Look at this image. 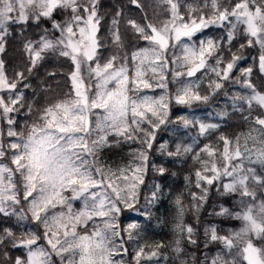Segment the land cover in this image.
Listing matches in <instances>:
<instances>
[{
	"label": "snow or ice",
	"instance_id": "obj_1",
	"mask_svg": "<svg viewBox=\"0 0 264 264\" xmlns=\"http://www.w3.org/2000/svg\"><path fill=\"white\" fill-rule=\"evenodd\" d=\"M129 4L141 19H125L122 32L124 13L117 9L107 28L109 44L100 35L104 16L99 0H0V53L12 25H20L22 32L29 24L40 27L38 38L23 41L25 67L9 75L0 59V217H14L13 227L24 228L19 234L13 227L0 228V248L5 249L0 264H127L126 245L140 225L121 228L119 215L125 209L150 215L137 204L157 132L178 123L207 137L220 125L187 115L172 121L171 107L207 104L221 93L249 126L247 133L219 135L222 148L200 147L193 137L190 144L177 143L175 151L168 150L167 142L156 150L198 165L185 178L197 190L189 192L196 212L213 189L220 197L235 198L233 208L221 204L212 214L240 227L223 235L214 224L205 227L203 248L220 247L213 256L202 252L199 260L193 253L192 264H264V91L251 79L254 66L264 74V0H155L164 14L157 22L149 18L143 0ZM45 24L50 27H41ZM212 27L225 35L198 36ZM129 33L143 46L128 52ZM238 35L244 43L233 52ZM104 48L111 54L105 56ZM245 48H258V55L252 57L254 65L239 68ZM49 56L72 65L69 90L62 96H49L53 89L48 84L37 93L28 82ZM228 83L240 90L229 95ZM156 89L162 90L159 96L145 91ZM113 143L139 145L128 166L111 170L103 162L102 150ZM152 167L160 175L166 171ZM154 188L146 205L159 199V185ZM175 205V261L188 264L185 245H201L194 227L185 223L188 208L182 195ZM8 245L23 249V256L12 259ZM158 255L138 245L132 261L142 264Z\"/></svg>",
	"mask_w": 264,
	"mask_h": 264
},
{
	"label": "trees",
	"instance_id": "obj_2",
	"mask_svg": "<svg viewBox=\"0 0 264 264\" xmlns=\"http://www.w3.org/2000/svg\"><path fill=\"white\" fill-rule=\"evenodd\" d=\"M146 5V11L149 14V18L157 22L164 18L162 10L155 4V0H143ZM117 9H122L124 18L121 21V30L124 32V20L131 17L137 20L141 19L139 11L129 4V0H99V10L104 16L101 28V39L105 43H109L107 40V28L111 21L112 16L115 14ZM155 13V15H154ZM58 19L60 17H57ZM41 27H50L49 24L42 25ZM10 35L7 37V43L5 45V52L0 53V59L5 61L6 71L9 75L16 69L23 68L26 65L24 53L22 51L23 41L25 39H36L40 35V27L33 24H29L23 32L21 31L20 25H12L10 27ZM208 36L212 38H219L225 35V32L219 28H209L205 31ZM125 43L128 45L127 51L131 52L137 46H143L142 41H137L130 33L125 37ZM241 43H244L242 36H237V39L232 43V51L237 52ZM102 53L107 56L111 54L110 48H104L101 50ZM258 48H245L242 50L243 55L246 59L239 62V68L248 67L254 65L252 57L258 55ZM239 68L234 71V75H239ZM72 70L70 61L64 58H56L49 56L42 65L35 70L34 74L29 77L28 82L33 86V89L40 92L41 88L45 84L51 85L52 92L48 93L49 96H62L63 92L69 90L67 73ZM55 72L56 75L49 77L47 73ZM169 79L171 77L169 76ZM252 82L256 88L260 91H264V74L258 71V68L254 66L253 75L251 77ZM174 85H170V89L174 91ZM238 85L231 83L226 84V89L231 95L235 91H239ZM31 89L26 90L27 94L31 95ZM227 111L228 116H221L219 113ZM259 110H257L258 114ZM182 115H187L190 119H199L205 123H216L220 127L218 130L210 133L207 137H198V128H182L178 123H170L166 126H162V129L157 132V139L154 144L152 151L149 153V167L144 176L145 183L139 188V203L138 208L142 210L147 207L150 212L149 216L143 218V222L137 230L138 242L140 245L145 246V251L151 252L156 250L159 252H168L170 255L166 260L165 264H176L175 253L171 251V247L174 244L176 233V212L177 208L175 200L177 196L182 195V200L188 210L185 213V223L190 224L196 230V238L200 247L197 248L193 245H185L186 256L188 264H192L191 255L195 253L197 259H202L201 253L207 252L209 256L215 255L220 245L210 244L208 249L203 248V242L205 237L203 235L205 227L210 225H216L220 234H227L229 229H238L240 227L239 222L228 220L223 217L215 216L212 213L219 210V205L223 204L225 207L233 208L235 205V198L220 197L216 193L215 189L210 191L208 200L200 208L199 212H196L192 208V201L189 196V192L197 191L194 187L190 186L188 181L185 179L191 176L194 165L190 158L186 157H169L166 154L159 153L156 149L161 143L167 142L168 150L175 151L177 143L190 144L192 138L197 137L200 142V147L204 144L211 143L213 147H221L222 143L218 140L219 135L223 134L230 138H235L241 132L249 129L247 123H245L238 113H233L229 105V102L223 93L209 100L207 104H194L191 108L172 106L170 111L169 119L177 121V118ZM25 117L20 115L17 120L18 124H22ZM178 129V130H177ZM186 134L185 139L183 135ZM102 160L105 163H112L118 165L122 163L126 157V154L121 148L116 146H109L101 152ZM152 165L157 167L165 168V173L160 175L156 172ZM154 185H159L158 196L159 199L152 205H146L145 197H150L152 191H156ZM138 213L131 210L125 209L119 215V225L124 227L126 218L131 215ZM16 222L13 218L11 220L0 217V228L13 227ZM13 231L19 232L24 231L21 227H13ZM156 245H163L157 248ZM129 249V255L127 256L128 264H134L132 261V251L130 245H126ZM5 250L0 248V252ZM9 256L15 259L17 256H23L21 249L11 248L7 246ZM131 255V256H130Z\"/></svg>",
	"mask_w": 264,
	"mask_h": 264
},
{
	"label": "rangeland",
	"instance_id": "obj_3",
	"mask_svg": "<svg viewBox=\"0 0 264 264\" xmlns=\"http://www.w3.org/2000/svg\"><path fill=\"white\" fill-rule=\"evenodd\" d=\"M206 30H207V29H206ZM206 30H204V32H203L202 34H198V36L210 37V36H208L207 33H205ZM211 38H212V37H211ZM210 62H211V61H210ZM70 64H71V63H70ZM199 75H200V74L198 73L197 76H199ZM204 83L206 84L207 81L205 80ZM238 89H239V88H238ZM239 90H240V89H239ZM145 91H146V93H147L148 95L159 96V95L161 94V91H162V90H160V89H156L155 91H152V90H145ZM201 91H202V94H203V92H204L203 87H202ZM248 131H249V129H247L246 131L241 132V133H247ZM241 133H239V134H241ZM253 135H255V133H253ZM185 136H186V134L183 135L184 139H185ZM110 140H115V138H114V137H110ZM241 142L243 143V139H242ZM111 146H116V147L121 148L122 151L126 154V157H125L124 161H123L122 163L118 164V165H114V164H112V163H105V162L103 161V162H104V163H105V164H106L111 170H116V169H118V168H120V167H126V166H128L129 163H130L131 161H133V159H134L133 154H132L133 151H134L136 148L139 147V145H137V144H128V143H120V144H115V143H113ZM249 146H251V141H249ZM105 148H106V147H105ZM77 206H79V205H77ZM144 217H146V216L139 215V214L131 215L130 217L126 218L125 225H124L123 228H126L127 225H128L129 223H134V222H135V223H138L139 225H141L142 222H143V218H144ZM13 219H14L15 222H16V219H15L14 217H13ZM16 223H17V222H16ZM21 228L24 230L23 227H21ZM121 228H122V227H121ZM137 230H138V229H137ZM137 230H136V231H137ZM128 245H130L129 248H131L132 256H133V255H134V250H136L137 246L140 245L139 242H138V235H136L135 240L129 242ZM156 246H157V245H156ZM174 247H175V243L172 245V247H171V251H173ZM21 251H22V253L24 254V250L21 249ZM152 251H154V250H152ZM152 251H151V252H152ZM155 251H156V250H155ZM145 252H146V253H150V252H147V251H145ZM173 252H174V251H173ZM158 253H159L158 257L154 258L153 261H142V264H165V262H166V260L168 259V257H169L170 254H169L168 252H159V251H158ZM174 253H175V252H174ZM130 256H131V255H130ZM124 259H125V261H126L127 264H128L127 256L124 257ZM133 263H134V262H133Z\"/></svg>",
	"mask_w": 264,
	"mask_h": 264
}]
</instances>
